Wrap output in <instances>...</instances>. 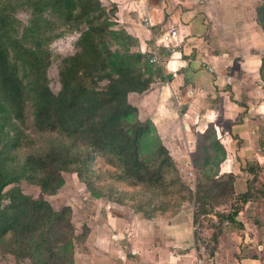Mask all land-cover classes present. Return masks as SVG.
I'll use <instances>...</instances> for the list:
<instances>
[{
    "label": "rangeland",
    "instance_id": "rangeland-1",
    "mask_svg": "<svg viewBox=\"0 0 264 264\" xmlns=\"http://www.w3.org/2000/svg\"><path fill=\"white\" fill-rule=\"evenodd\" d=\"M77 1L71 0L70 5H63L62 11L55 0H0V8L17 20L18 33L28 46L36 45L37 40L40 41L42 37L44 47L51 50L52 62L46 73L49 86L56 93L63 88L60 74L62 58L83 52L81 47L83 42L86 43L88 22L93 21L105 28L104 35L98 39L103 54L92 53L91 57H86L85 53L81 55V60L95 63L93 66L88 65L90 69L94 70L103 58L108 64L106 70L95 72L86 81L88 88L96 89L97 86V89H103L109 80L99 76L105 73L112 78L120 77L115 65H131L135 68L147 88L129 92L127 100L137 111L124 119L123 123L127 127L125 130L136 119L151 122V131L147 143L140 149V157L158 163L163 159L160 145H164L174 165V170L166 174V182L173 183L168 188V194L162 188L144 186L135 179V171L128 168V164L117 153H110L109 150L105 154L94 151V158L86 164L78 162L76 153L93 146L91 140L56 130L39 131L33 124L30 105L23 121H16V125L10 124H13V132L16 129L22 131V146L2 147L0 152L2 170L11 179L2 195L0 194V205L3 207L11 203L5 193L18 190L34 198H43L44 216L24 218L26 221L18 224L11 233L0 236V264H99L103 260L99 255L104 249L106 224L124 213L145 217L171 216L181 207L187 206L191 208L196 237L200 240L207 236V227L212 224L213 215L222 209H228L232 199L227 194H219L217 188L212 189L216 179L225 180L231 175L215 176L219 157L223 152L218 141L225 138L223 134L222 138L216 130H206L201 135V144L196 150L199 155L191 162L189 159L180 160L185 153L184 147L177 142V137L168 139L163 131L167 128V123L160 130L152 119L145 116V110H142L144 94L165 75L161 62L152 64L150 60L153 54L160 53L141 51L135 36L126 31L124 22L118 18L117 4L114 1L99 0V8L90 11L84 18L77 15L80 11ZM254 1L256 20L262 28L263 24L259 20L262 21L264 0ZM61 12L64 15L67 12L74 13V16L64 20L59 15ZM140 53L145 57L139 56ZM97 68H101V64ZM82 74L83 70L80 72ZM127 133L133 135V131ZM52 149L68 157L70 163L67 169L59 168L60 161L54 162L51 171L34 172L26 165L28 156L45 157ZM91 149L93 150L92 147ZM78 167L81 172L77 171ZM55 169H59L58 176L53 174ZM263 186L259 180L253 189H263ZM11 211L16 215L20 210ZM56 217L61 218L57 227L50 228L44 224V219ZM43 232L45 241L39 247H32V241L40 238L38 235Z\"/></svg>",
    "mask_w": 264,
    "mask_h": 264
},
{
    "label": "crops",
    "instance_id": "crops-1",
    "mask_svg": "<svg viewBox=\"0 0 264 264\" xmlns=\"http://www.w3.org/2000/svg\"><path fill=\"white\" fill-rule=\"evenodd\" d=\"M112 1L141 51L160 53L165 75L143 96L145 116L160 130L167 123L168 139L184 147L180 160L199 155L206 130L223 134L215 176L232 174L235 195L252 196L238 222L213 215L200 240L187 206L171 216L119 214L106 224L99 264H264V186H249L246 169L254 164L264 184V31L255 1ZM148 6L151 25L144 20ZM171 27L180 32L173 50L162 40Z\"/></svg>",
    "mask_w": 264,
    "mask_h": 264
},
{
    "label": "trees",
    "instance_id": "trees-1",
    "mask_svg": "<svg viewBox=\"0 0 264 264\" xmlns=\"http://www.w3.org/2000/svg\"><path fill=\"white\" fill-rule=\"evenodd\" d=\"M61 7L70 5L71 0H55ZM80 8L79 17L84 18L90 11L96 10L99 0H78ZM76 6V5H75ZM262 28L264 30V4L262 6ZM70 12V11H69ZM61 12L62 19L73 17L74 13ZM59 16V17H60ZM105 28L88 22L86 32V43H82V51L62 58L61 79L63 88L60 92H54L48 83L47 70L52 62V52L44 47L45 41L40 38L34 46H28L17 30V20L11 14L0 8V152L3 148H19L23 141L20 139L22 131L16 129L13 132L12 125L16 121H23L26 117L27 109L31 105V117L33 124L39 131H60L73 136H82L91 140L93 146L84 148L76 153L77 161L84 164L94 158V151L115 152L124 163L128 164L135 171V179L149 188H162L168 194V188L173 183L166 182V174L174 170L171 155L164 145H160V152L163 159L158 162H150L140 157V149L145 146L151 131V122L136 119L132 126L127 127L123 123L137 108L128 102L127 97L131 91H143L146 87L145 81L135 72L131 65H115L120 77L112 78L105 73L99 78H108V83L103 89H97L96 83L89 90L87 82L95 72L104 71L108 64L101 61V68L90 69L95 63L81 60V55L91 57L92 53L103 54L100 50L99 41L105 33ZM145 57L143 54H139ZM138 56V57H139ZM153 64V63H152ZM81 70L83 74L80 75ZM122 75V76H121ZM3 113V114H2ZM13 123L12 125H10ZM132 128V129H131ZM133 131V135H129ZM93 148V150L91 149ZM55 161H60L59 168H66L70 163L68 157L62 153H57L53 149L45 157L30 155L26 159V165L32 171H51ZM246 169L253 174L248 180L249 186H254L258 182V170L252 163H247ZM81 172V168H77ZM59 169L53 170V174L58 176ZM8 178V179H7ZM215 179V178H214ZM10 178L6 177L2 170L0 160V194ZM212 189L217 188L218 193L230 196L229 209L224 212H217L216 215L222 221L238 222L236 216L251 198L252 192L235 195L234 177L231 174L228 179L215 181ZM10 198L9 204L0 205V236L4 237L11 233L18 224L24 223L30 217L44 216L45 200L34 198L21 191H8L4 194ZM232 196V197H231ZM207 204V203H205ZM11 210H20L16 215ZM211 211L212 209H206ZM29 214V215H28ZM29 217V218H28ZM23 219V220H22ZM60 217L44 219V224L50 228L57 227ZM16 224V225H15ZM37 240L32 241V247H37L45 241V233L38 235ZM40 246V245H39ZM38 246V247H39ZM46 261V260H45ZM42 261V263H45Z\"/></svg>",
    "mask_w": 264,
    "mask_h": 264
},
{
    "label": "built area",
    "instance_id": "built-area-1",
    "mask_svg": "<svg viewBox=\"0 0 264 264\" xmlns=\"http://www.w3.org/2000/svg\"><path fill=\"white\" fill-rule=\"evenodd\" d=\"M147 10L148 11L146 13L144 20L146 24L151 25L152 24V19L150 16L151 7L148 6ZM179 36H180L179 30L176 27H171L168 31H166L162 35V40L171 50H173L180 43ZM150 60L152 63L158 64L161 62V57L159 54H153ZM190 174H192V171H190Z\"/></svg>",
    "mask_w": 264,
    "mask_h": 264
}]
</instances>
